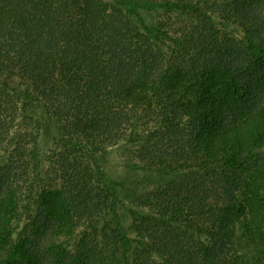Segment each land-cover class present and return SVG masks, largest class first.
<instances>
[{
	"label": "trees",
	"instance_id": "1",
	"mask_svg": "<svg viewBox=\"0 0 264 264\" xmlns=\"http://www.w3.org/2000/svg\"><path fill=\"white\" fill-rule=\"evenodd\" d=\"M31 106L59 128L42 172ZM115 146L130 165L176 175L132 210L141 250L128 256L120 236L108 255L86 238L61 247L116 209L101 166ZM260 147L264 0H0V264H165L153 250L168 264L221 252L264 264Z\"/></svg>",
	"mask_w": 264,
	"mask_h": 264
},
{
	"label": "rangeland",
	"instance_id": "2",
	"mask_svg": "<svg viewBox=\"0 0 264 264\" xmlns=\"http://www.w3.org/2000/svg\"><path fill=\"white\" fill-rule=\"evenodd\" d=\"M236 29H240V27ZM235 32L236 35H241L243 33L242 30ZM28 112L34 117L33 119H35L34 121H36V123L37 121L39 122L37 124L39 125V148L40 158L42 161L40 170L42 172L45 171L50 164L49 153L52 146L54 145V139L59 132V128L53 116L42 107L31 106L28 109ZM123 150L124 148L122 146H115L110 148V150L103 154L101 158V166L103 167L105 176L113 185L118 197L116 209L109 212L101 220H99L97 222L98 224L96 223L97 227L95 225L92 227L91 223L82 222L77 225L71 234L61 235L59 238V245L61 247H67V249L75 250L77 246L85 245V243L82 241L86 238V249L88 248L91 254L96 256L100 254L108 255L111 252V248L108 246L113 240H116V236H120L121 240L124 241L130 239L131 245L129 248L127 249L125 242L123 246L128 256H131L135 251L141 250V248H139L138 240L141 241L142 237L133 227L132 210L137 209L136 207L140 204L138 198L142 194L151 192L153 189L161 186L168 179L176 175L175 172H163L145 168L143 166L130 165L128 163L129 159H127L123 154ZM2 154L3 153L0 150V165L5 159L1 156ZM258 157L259 161L264 164V147L259 148ZM214 170L217 176H219L221 179L224 173L223 168L221 166L214 167ZM22 216L23 218L21 217V220L15 223L16 225L12 234V239L5 240L4 249L9 248L10 245H12L14 241H17L22 234L23 227L25 224H27L30 218L26 213H24ZM193 235L195 238H197V241L193 244V247H200L202 244L200 243V240L204 239L205 241V236L200 233H194ZM0 250H2L1 246ZM224 251H227L231 254L236 252L235 250ZM244 251L240 250L239 252L242 254ZM221 253H217V255H215L213 258L209 256L207 260L203 261L201 264H207L208 260H210L212 264H225V257ZM148 254L152 255L155 260H159L160 263L168 264L167 253H159L158 251L153 250ZM234 256H238L239 259L240 254L235 253ZM255 260L256 259H254L252 256H246L244 259H239L236 264H253ZM124 261H121V264H123ZM130 264H132L131 261Z\"/></svg>",
	"mask_w": 264,
	"mask_h": 264
}]
</instances>
